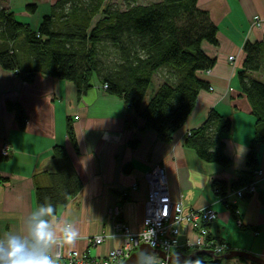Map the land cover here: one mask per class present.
Returning <instances> with one entry per match:
<instances>
[{"label": "crops", "instance_id": "0c3cea01", "mask_svg": "<svg viewBox=\"0 0 264 264\" xmlns=\"http://www.w3.org/2000/svg\"><path fill=\"white\" fill-rule=\"evenodd\" d=\"M58 1L0 0V4L17 21L37 30ZM30 5L36 6L34 12ZM198 7L210 14L218 28V43L202 45L203 51L216 60L211 70L201 74L212 90L200 92L194 111L170 143L161 142L152 130L142 131L144 121L134 108L107 94L97 79L80 95L72 82L42 73L28 82L0 66V239L8 232L26 231L24 220L37 205L36 185H49L48 173L54 171L52 151L62 146L83 183L80 192L59 209L60 218L50 221L54 231L69 222L80 231L74 247L60 248L64 255L78 252L86 255L89 264L98 262L122 246L117 224L141 231L148 198L145 174L160 166L165 168L173 201L180 202L187 211L211 207L217 212L218 218L211 226L215 242L227 244L230 251L248 252L264 260V144L257 147L258 169L262 172L257 192L234 203L241 226L212 185L220 180L230 187L247 170L255 118L237 75L245 60L244 46L263 40L264 25L256 26L254 18L259 16L264 22V0H199ZM232 56L235 63L229 60ZM252 77L264 82V73ZM156 78L159 86L162 80ZM150 98L147 95L145 104ZM8 103L24 109V129ZM213 109L232 123L223 138L224 153L231 161L227 168L202 161L186 145L190 132L201 127ZM68 119L73 121L77 148L67 135ZM133 140L138 141L135 147L130 145ZM6 143L10 153L3 157L1 150ZM115 209L120 211L117 216L113 215ZM181 232V242L195 238L186 224ZM98 235L105 236L104 242L90 243ZM191 251L185 254L194 253ZM185 264L204 263L194 260ZM223 264L252 263L233 259Z\"/></svg>", "mask_w": 264, "mask_h": 264}, {"label": "trees", "instance_id": "16d2710c", "mask_svg": "<svg viewBox=\"0 0 264 264\" xmlns=\"http://www.w3.org/2000/svg\"><path fill=\"white\" fill-rule=\"evenodd\" d=\"M198 1L158 0L141 5L139 0H124L125 9H121L113 0H59L37 30L17 21L0 4V66L28 82L38 73L72 82L80 95L97 79L107 86V94L134 108L144 121L142 131L152 130L161 142L170 143L194 111L200 92L210 89L201 74L216 64L202 45L218 43V28ZM29 9L34 12L36 6ZM244 54L237 78L255 118L254 137L247 170L238 180L230 187L224 181L213 182L219 196L253 181L259 166L257 147L264 144V82L252 77L264 73V37L261 42L247 43ZM155 77L162 82L145 104ZM7 107L24 129V109L13 103ZM231 129L230 119L213 109L204 124L190 132L186 145L202 161L227 168L231 161L224 153L223 138ZM67 135L77 148L71 119L67 120ZM137 144V140L130 141L132 147ZM51 159L50 183L36 185L35 200L36 204L51 202L58 214L83 183L64 147L55 146ZM228 207L236 217L235 206ZM195 261L223 264L226 260L201 255Z\"/></svg>", "mask_w": 264, "mask_h": 264}, {"label": "built area", "instance_id": "2783aa9c", "mask_svg": "<svg viewBox=\"0 0 264 264\" xmlns=\"http://www.w3.org/2000/svg\"><path fill=\"white\" fill-rule=\"evenodd\" d=\"M254 24L263 27L264 22L259 17L254 18ZM234 61V57L229 58ZM106 89L107 86H101ZM212 90V88H210ZM3 157H8L10 153L9 144H4L1 150ZM262 172L257 169L254 171L253 181L238 189H229L224 196H220V201L234 205L236 199H243L257 192L259 179ZM145 181L148 186V198L145 204V218L143 229L134 232L124 223L116 225V231L122 234L123 244L109 253V255L98 262L91 264H122L133 253L139 250L142 245H148L153 250L163 252L169 257L174 252L182 249H189L194 252L207 250L212 251L216 256H222L230 252V248L225 243H217L211 235V226L218 218L217 212L206 207L201 210H186L180 202L172 200L168 186L167 174L164 167L156 166L145 174ZM217 192V189L214 188ZM119 209H115L113 215H119ZM236 222L242 225L240 213L236 210ZM186 224L195 234L194 239H185L181 242V228ZM105 240L104 235H98L90 240V243L99 245ZM59 264H89L86 255L80 256L78 252H71L64 255L60 248ZM159 264H170L162 259L158 254Z\"/></svg>", "mask_w": 264, "mask_h": 264}, {"label": "clouds", "instance_id": "9594fccd", "mask_svg": "<svg viewBox=\"0 0 264 264\" xmlns=\"http://www.w3.org/2000/svg\"><path fill=\"white\" fill-rule=\"evenodd\" d=\"M56 214L51 202L37 204L25 218L26 231L8 232L0 239V264H59L57 248L74 247L80 231L73 222L54 231L50 225ZM133 264H159V258L149 250H141Z\"/></svg>", "mask_w": 264, "mask_h": 264}, {"label": "water", "instance_id": "95a60500", "mask_svg": "<svg viewBox=\"0 0 264 264\" xmlns=\"http://www.w3.org/2000/svg\"><path fill=\"white\" fill-rule=\"evenodd\" d=\"M149 250L152 253L158 254L162 259L168 261L170 264H185L187 261H194L196 259L197 256L200 255H206L209 256L211 258H218V256L216 257V255L214 254V252L212 251H207V250H201V251H197L192 253L191 255H186L184 252L181 251H177L174 252L173 254H171L169 257H167V255L163 252L157 251V250H153L150 246L148 245H142L138 252L133 253L126 261H124L122 264H133V260L135 259V257L139 254V252L141 250ZM219 258L224 259V260H233V259H242V260H246L252 264H264V260L253 255L250 254L248 252H244V251H230L229 253L220 256Z\"/></svg>", "mask_w": 264, "mask_h": 264}, {"label": "rangeland", "instance_id": "374dc122", "mask_svg": "<svg viewBox=\"0 0 264 264\" xmlns=\"http://www.w3.org/2000/svg\"><path fill=\"white\" fill-rule=\"evenodd\" d=\"M158 0H139V4L141 5H150L152 3H155L157 2ZM113 3L115 5H117L119 8L121 9H125V4H124V0H113ZM157 76V75H156ZM238 79V78H237ZM158 87V84H157V78L155 77L154 78V81L153 83L151 84L149 90H148V96L152 97L153 94L155 93L156 89Z\"/></svg>", "mask_w": 264, "mask_h": 264}]
</instances>
